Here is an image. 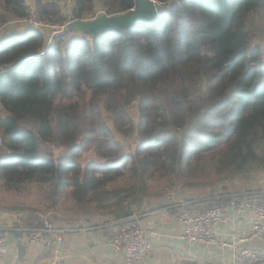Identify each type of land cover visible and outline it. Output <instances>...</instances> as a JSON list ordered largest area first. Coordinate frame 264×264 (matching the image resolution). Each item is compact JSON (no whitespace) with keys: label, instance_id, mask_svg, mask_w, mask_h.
<instances>
[{"label":"trees","instance_id":"obj_1","mask_svg":"<svg viewBox=\"0 0 264 264\" xmlns=\"http://www.w3.org/2000/svg\"><path fill=\"white\" fill-rule=\"evenodd\" d=\"M60 1L35 0L37 19L57 25L136 6L71 0L65 14ZM156 1V19L126 30L46 46L43 33L27 29L0 43L5 187L46 184L53 207L67 190L81 213L120 219L164 195L152 191L156 179L164 188L224 189L264 171V46L254 44L264 38V0ZM30 11L26 0H0V27ZM117 134L134 136L133 148ZM87 152L94 156L83 160ZM213 169L214 182L195 181Z\"/></svg>","mask_w":264,"mask_h":264},{"label":"crops","instance_id":"obj_2","mask_svg":"<svg viewBox=\"0 0 264 264\" xmlns=\"http://www.w3.org/2000/svg\"><path fill=\"white\" fill-rule=\"evenodd\" d=\"M26 2L29 8L32 6L35 10V0ZM60 3L65 14L72 13L71 0H61ZM26 31V26L18 22L1 26L0 43H10V38L14 35L21 34L25 38L29 34ZM71 35L68 42L75 37L90 36L82 30H75ZM223 190L224 192L211 193L203 198H194L185 192L176 198L151 202L132 215L140 225L154 231L152 251L136 264H249L235 256L233 244L241 249L264 250V242L252 239L239 242L234 239V235H249L253 215L243 211L241 204L253 194L264 197V171L248 180L233 181ZM188 202L199 209H206L214 202L225 208L228 220L216 226L215 230L217 239L228 242V245L189 243L181 238V224L177 212L180 206ZM33 214V210H3V216H0V230L6 233L7 241L0 247V264H51L50 254L41 246L29 242L27 228L40 227L34 225ZM57 218L58 224L67 228L64 244L65 264H129L123 255L116 253L109 244L110 232L115 223L123 218L116 219L112 215H85L74 209L61 210Z\"/></svg>","mask_w":264,"mask_h":264},{"label":"built area","instance_id":"obj_3","mask_svg":"<svg viewBox=\"0 0 264 264\" xmlns=\"http://www.w3.org/2000/svg\"><path fill=\"white\" fill-rule=\"evenodd\" d=\"M99 15V14H98ZM107 15V14H106ZM91 19V18H90ZM81 19V20H90ZM78 19L67 17L63 24L51 25L37 19L35 13L28 19L16 21L25 24L27 29H36L45 34L49 28L59 27L63 32H73L70 25ZM57 34L50 35L47 46H51ZM0 144L2 136L0 134ZM243 211H248L253 215L250 232L247 237L234 235V239L243 242L245 240H257L264 242V197L253 194L242 202ZM43 226L27 228L29 231V242L33 245L41 246L50 254L51 264H65L64 244L67 228L65 226L52 223L51 218L40 216ZM177 217L181 224V238L189 243L217 244L219 246L228 245V242L219 241L216 237V226L228 220V213L218 202H214L206 209H199L191 203L180 206ZM136 217L123 218L115 223L109 234V244L111 248L119 254L129 264H136L140 259L147 256L153 249L152 238L154 231L144 227L136 221ZM6 233L0 230V247L6 243ZM235 256L241 260H246L249 264H264V250L256 248L241 249L235 244ZM190 264H203L191 262Z\"/></svg>","mask_w":264,"mask_h":264},{"label":"rangeland","instance_id":"obj_4","mask_svg":"<svg viewBox=\"0 0 264 264\" xmlns=\"http://www.w3.org/2000/svg\"><path fill=\"white\" fill-rule=\"evenodd\" d=\"M29 3H31L30 0H29ZM156 3H157L158 8H160L162 4H159L157 1ZM30 10H31L30 11L31 14L34 15V10L32 6L30 7ZM97 16L91 18L90 20L95 19ZM22 24H24L25 26V24L27 23H22ZM70 27L72 28V24L70 25ZM53 34H57L58 37L64 38L65 39L64 42H68V39H70V36H72L71 35L72 32L71 33L70 31L63 32L60 26L57 28L56 27L49 28L46 30L44 34L45 39H46V43H45L46 46L48 45L50 35L52 36ZM90 36H93V35H90ZM53 44L54 42L52 43V45ZM254 44L255 46L257 44L264 46V38H260V37L257 38V40L254 41ZM130 112L132 113L133 116H135V118L138 117V113H137L138 111L136 109V105H133L130 108ZM104 118L108 122V124L112 127L113 125H112L111 118L108 115H105ZM116 138L124 142V146H125L124 149L127 151L132 149L133 148L132 144L136 142L134 136L125 138L117 134ZM45 146L48 148H51L54 151L55 156L57 157L64 153L63 148L51 147L49 145H45ZM7 153L8 152L6 151V149L0 144V157ZM93 156L94 155L91 152H87L84 155L83 160H90ZM214 171L215 170L213 169V173L211 172V174L204 175L203 178L195 179V181H202V182L204 181V182H208V184L210 182H214L217 178ZM165 182H168V181H166V179H156L152 181L151 184L154 188L152 189L153 192H156V190H159V189L163 190L164 192L163 193L164 195L160 197H155L154 195H151L152 202L165 201L166 199L179 197L178 194H182L181 192L183 193L186 192L187 195L193 196L194 198H203V197H207L211 193L213 194L216 192V194H219V192H224L222 188L224 185L222 184H218L214 187H209V185L206 186L204 184L203 186H198L195 188L188 187V188H185L184 190L182 188V182L173 181L175 184V188L173 189L166 188V187L164 188ZM230 183L231 182L226 183L227 186ZM210 197H214V196H210ZM4 209L5 210L6 209L33 210L34 211V214L32 215L33 219L42 220L40 216H46V218H49V219L51 218L50 221L52 223H56V224H58L57 216L59 215V212L61 210L74 209L75 211L80 212L79 206L70 198L69 192L67 190H65L63 195L61 196L60 202H58V204L53 207L52 200L50 197V189L48 185L36 183V182L25 184L17 190H10L7 187H5L2 182H0V216H3Z\"/></svg>","mask_w":264,"mask_h":264},{"label":"water","instance_id":"obj_5","mask_svg":"<svg viewBox=\"0 0 264 264\" xmlns=\"http://www.w3.org/2000/svg\"><path fill=\"white\" fill-rule=\"evenodd\" d=\"M156 0H136V6L121 15L100 14L93 20L78 19L72 23V29L82 30L90 35L111 30H126L141 22L152 21L160 14Z\"/></svg>","mask_w":264,"mask_h":264}]
</instances>
